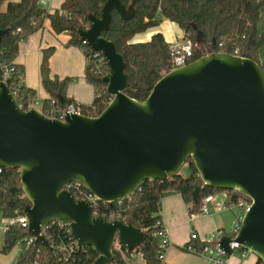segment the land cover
Masks as SVG:
<instances>
[{"label":"water","instance_id":"water-1","mask_svg":"<svg viewBox=\"0 0 264 264\" xmlns=\"http://www.w3.org/2000/svg\"><path fill=\"white\" fill-rule=\"evenodd\" d=\"M113 11L134 18V1L125 6L107 0L100 16L88 15L89 27L78 34L108 65L103 77L111 101L97 115L67 114L52 118L20 105L11 78L0 81V165L20 169L28 198L23 214L26 233L49 246L42 231L50 223L69 224L79 248L98 254L93 264H111L127 250L144 245L147 233L122 219L96 216L92 205L64 187L77 181L98 200L112 205L134 194L149 180L156 184L179 173L192 158L199 178L195 203L207 187L231 191L251 200L236 236L225 235L219 247L228 256L237 242L264 262V70L253 59L207 46L192 24L196 43L205 48L198 59L164 74L139 101L128 95L129 76L116 44L102 34ZM10 29H0V42ZM63 108L68 99L57 95Z\"/></svg>","mask_w":264,"mask_h":264},{"label":"trees","instance_id":"trees-1","mask_svg":"<svg viewBox=\"0 0 264 264\" xmlns=\"http://www.w3.org/2000/svg\"><path fill=\"white\" fill-rule=\"evenodd\" d=\"M125 6L133 1L136 14L133 19L124 21L118 12L113 11L110 29L102 35L116 44L117 50L123 55L126 72L129 76L128 95L143 101L153 89L155 83L172 70V43L167 41L163 33L157 32L147 41H134L137 34L143 33L160 24V16L177 24L183 32V38L194 42L193 55L189 63L205 53V48L198 45L192 24H196L209 46L216 40V50L247 57L258 62L264 70V62L259 59V52L264 45V32H259L258 22L264 0H120ZM107 0H65L60 10L50 13L40 4V0H0V29H10L3 35L0 42V81L5 78L4 66L13 64L21 68V74L12 72V85H17L20 103L32 104L37 98V91L28 88L23 83L24 70L16 64L15 58L19 52V44L33 33L41 30L48 20L55 33L66 32L70 39L68 44L83 49L85 56L93 52L80 39L78 31L89 27L88 15L100 16ZM54 48L43 50L40 67L42 86L51 97L58 99L59 94L67 97L68 79H60L52 74L50 58ZM108 72V66L98 68L93 63L86 66L85 77L93 85L95 96L90 105H82L87 115L99 114L111 101L112 96L107 91L103 77ZM59 100V99H58ZM48 100H45L42 112H46ZM190 173L187 177L176 174L172 178L159 181L156 184L149 180L131 196L110 205L100 201L99 206L125 222L143 229L146 233L144 245L139 249L127 250L122 247L121 258L111 264H133L134 252L140 253L145 264H160V240L156 235L157 222L161 220L160 202L164 193L179 192L188 205L189 213L198 212L200 202L208 194L220 190L207 187L194 202L192 192L199 178L198 170L192 160L186 163ZM20 183L19 168H3L0 173V212L7 219L23 214L28 198L23 190L12 192L11 189ZM230 192V191H227ZM77 197L79 195L77 194ZM66 225L52 223L44 232L49 246L41 242H33L25 246L27 235L25 228L11 225L4 229V242L0 248L3 254L10 253L15 247L20 249L16 264H93L98 254L90 246L66 254L57 246L68 245L72 237ZM197 244H203L196 242ZM123 254H126L125 257ZM256 264H264L258 259Z\"/></svg>","mask_w":264,"mask_h":264},{"label":"crops","instance_id":"crops-1","mask_svg":"<svg viewBox=\"0 0 264 264\" xmlns=\"http://www.w3.org/2000/svg\"><path fill=\"white\" fill-rule=\"evenodd\" d=\"M44 1L46 2L44 7L50 13H53L61 9L65 0ZM175 25L177 24L171 21L169 22L172 31L171 34L175 38H182V30L180 29V32H177ZM177 27L179 26L177 25ZM258 30L259 32H264V6L260 12ZM163 35L165 36L164 33ZM69 39L70 36L66 32L55 33L52 31L50 22L47 20L43 29L33 33L19 44V52L14 62L24 70V85L28 88L35 89L37 91V98L43 104L51 96L42 86L40 67L43 50L50 47L55 49L50 58L52 74L60 79H68L67 97L82 105H90L94 99V87L85 77L87 66L85 53L82 48L69 45ZM166 40L171 43L174 42V40L172 42L167 38ZM259 59L262 63L264 62V45L260 49ZM216 198L217 195L215 194V201L213 202L212 212L210 214L191 216L188 211V205L179 192L168 191L164 193L160 202V215L163 225L168 230L172 244L166 253L163 264H207V259L204 256L187 252L182 246L190 241V236L193 231H196L201 238H204L217 229H225L218 214L220 210L219 212L216 211V207H218ZM226 201L225 204H227ZM16 248H18V251L13 253L14 255H12V251L9 254V256H12L11 258L15 257L14 261H17L20 252V247ZM234 253L229 256L226 264H256L258 261L257 256L254 254L250 255V252L245 256L239 250L238 254L234 255ZM140 256L143 261L142 264H145L140 253L132 254L134 258Z\"/></svg>","mask_w":264,"mask_h":264},{"label":"built area","instance_id":"built-area-1","mask_svg":"<svg viewBox=\"0 0 264 264\" xmlns=\"http://www.w3.org/2000/svg\"><path fill=\"white\" fill-rule=\"evenodd\" d=\"M40 4L42 6H45L46 2L44 0H40ZM193 47H194V42L191 39H185L183 37L175 40L172 43V47H171L172 48V63H171L172 70L180 68L189 63V59L193 55ZM86 59H87V64L93 63L98 68L104 66L105 64L107 65V60L105 56L99 51L90 52L86 56ZM12 72L21 74V68L15 67L13 64L4 66L5 78L3 80L7 78H11L10 75ZM10 88H11L13 95L18 100L17 96L19 94V88L17 85H12V80L10 83ZM47 100H48L47 102L48 106L45 109L46 110L45 114L49 117L59 118L63 120L67 114H70V115L71 114H85L84 112L85 108L82 106V104H79L76 101L68 102L67 107L63 108L62 104L57 98L50 97ZM22 104L23 103H20V105ZM43 105H44L43 102L39 100L38 98H36L32 104L28 105V108H36L42 111L41 109ZM3 168L4 167L0 165V173L3 172ZM64 189L69 190L77 199H84L88 201L92 205L94 214L96 216L102 217L106 220L121 219L120 215L116 217L113 213H109L107 210H104L103 208H101L99 206L100 200H98L95 195L87 191L81 183L77 181H73L67 184L64 187ZM225 193H226L228 208H232L233 204H236L243 210V213L237 214L235 216V219L232 221V226L230 227L229 230L217 229L214 232L210 233L209 236H206L204 238H201L196 231H193L190 236V241L182 246V248L187 252L200 255V256H204L207 259V264H226L228 262L229 256L226 254V252L223 249L219 247L218 241L225 235H234V236L237 235L241 227L243 217L251 206V200L249 198L239 194L237 197V201L231 202L230 200L231 191L230 192L225 191ZM77 194L79 195V197H77ZM214 201H215V194L206 195L205 197H203V199L200 202V207H199L198 212L190 213V215L194 216V215L210 214L212 212ZM55 222H58L62 225H66L68 227L67 230L71 235L69 224L63 223L60 221H55ZM52 223H50L47 227L43 229L42 231L43 235L46 229ZM11 225H20L21 227L25 228V230H27L29 222H28L27 217L24 214H20L14 217H8L6 219L5 228ZM156 225L158 227L156 231V235L160 240L159 260H160V263H162L172 243L169 237L168 230L163 225L162 221L159 220ZM71 237L73 240L68 245L60 244L57 246L59 249L64 250L66 254H70L71 252L75 250L81 249L78 247L77 242L75 241L72 235ZM24 241H25V246L28 247L30 244L35 242V238L27 234L24 238ZM196 242L204 243V245L197 244ZM115 245L123 253L121 245L118 242H116ZM230 247L233 250V253L239 250L241 251L243 256H245L248 252H250L244 249L241 245H239L237 242H234V241L230 243ZM22 248L23 247H21L20 249Z\"/></svg>","mask_w":264,"mask_h":264},{"label":"rangeland","instance_id":"rangeland-1","mask_svg":"<svg viewBox=\"0 0 264 264\" xmlns=\"http://www.w3.org/2000/svg\"><path fill=\"white\" fill-rule=\"evenodd\" d=\"M160 24L157 26V27H154V28H150L148 29L147 31L143 32V33H140L136 36V38H134L135 41H146L148 39H150V37L157 33V32H163L166 36L167 39L169 40H177L181 37H177L175 38L173 36L172 31L170 29V26H169V20L167 18H165L164 16H160ZM176 27V30L177 32H180V28L177 27V25H175ZM173 42V41H172ZM190 173V170H189V167L187 164H184L182 166V168L180 169L179 171V174H181L182 176L184 177H187ZM225 191H219L217 193H215L217 195V204H218V207L217 208V212H220L218 213L222 222H223V226L226 230H229L230 227L232 226V221L235 219V216L237 214H241L243 213V210L236 204H233L232 208H228L227 204H225V201L227 200V198L225 197ZM227 202V201H226ZM215 208V209H216ZM213 209V210H215ZM5 223H6V219L2 216V214L0 213V248L2 247V244L4 242V229H5ZM18 251V248H13L12 250V255H14L13 253H16ZM10 253L8 254H3L0 252V264H16V261H14L15 257L14 258H11L12 256L10 255ZM238 254V250L236 251V253H234V255ZM250 255L253 254V253H249ZM125 257H127L126 254H123ZM134 258V257H132ZM142 259H141V256L140 257H135L134 260H133V264H142ZM160 264H163L160 263Z\"/></svg>","mask_w":264,"mask_h":264},{"label":"flooded vegetation","instance_id":"flooded-vegetation-1","mask_svg":"<svg viewBox=\"0 0 264 264\" xmlns=\"http://www.w3.org/2000/svg\"><path fill=\"white\" fill-rule=\"evenodd\" d=\"M239 195V194H238Z\"/></svg>","mask_w":264,"mask_h":264}]
</instances>
